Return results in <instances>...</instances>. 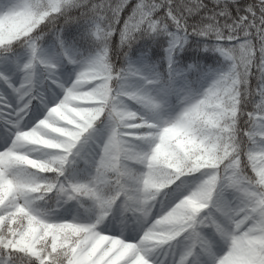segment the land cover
I'll return each mask as SVG.
<instances>
[{"label":"snow or ice","instance_id":"1","mask_svg":"<svg viewBox=\"0 0 264 264\" xmlns=\"http://www.w3.org/2000/svg\"><path fill=\"white\" fill-rule=\"evenodd\" d=\"M239 24L261 38L264 0H0V264H264V85L238 129L169 106L182 60L226 56ZM141 194L164 197L143 227L101 226ZM240 208L244 236L217 220Z\"/></svg>","mask_w":264,"mask_h":264},{"label":"clouds","instance_id":"2","mask_svg":"<svg viewBox=\"0 0 264 264\" xmlns=\"http://www.w3.org/2000/svg\"><path fill=\"white\" fill-rule=\"evenodd\" d=\"M111 2L116 4L117 0H111ZM163 2L164 0H161V3ZM211 2L214 4L219 3L223 7L225 0H211ZM180 3L181 6L190 7L196 11L199 9L202 0H180ZM159 19L161 25L167 24L163 17ZM183 23L184 21L181 18V26H183ZM105 24L106 26L114 24V20L106 19ZM196 27L197 29L202 27L206 29L209 37L207 42L211 45L215 42L217 33L223 32L224 25L218 23L215 18H208L207 20H201ZM247 27V25L239 24L232 29V33H235V35L229 33L232 40L236 42L222 45L227 50L228 54L226 56L216 55L209 51L206 54L201 52L198 57L194 56L193 59L182 60L181 68H186L187 65L192 64L195 65V70L188 72L177 84V88L182 90L186 88L187 91L182 95H173L169 98V106L173 114L191 104H201L206 114L218 115L224 125H235L237 129L242 127L240 121L244 120V112L254 110V106L259 100L255 89L260 85H264V34H262L261 38H257L255 34L245 36ZM224 40L227 41L228 36H224ZM158 70L162 78L166 80L168 78L167 68L161 64ZM97 71L102 72L103 67L97 66ZM90 82V80L86 81L82 87L86 91L92 92L93 89L87 87ZM210 89L211 91H209ZM94 94L103 96L104 89L97 87ZM261 106L264 107V102L261 103ZM234 110L239 113L235 121L232 119L235 114ZM236 135L238 136V132ZM234 142L237 144L243 143V138L240 137ZM214 155L219 158L223 156V153L218 151ZM236 159L240 160L238 154ZM209 165L210 161H206L205 166ZM245 167L246 164L241 160L240 170L243 171ZM108 187L106 185L105 190H108ZM111 187L115 188V185H111ZM205 192L207 193V189ZM157 197H159V194L149 197H144L141 194L140 199L145 202L138 204L131 211L117 213L111 222L101 226L115 230L124 228L127 231L143 227L152 218ZM159 199L163 201L164 197H159ZM240 211H243V208L233 212L228 220L223 217H217V220L226 230L230 232L239 231L240 235L244 236L255 221H250L245 216H240ZM237 225H239L238 228ZM176 226L175 223H165L161 228L163 231H171ZM261 235L264 236V233H261Z\"/></svg>","mask_w":264,"mask_h":264}]
</instances>
